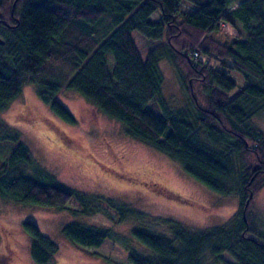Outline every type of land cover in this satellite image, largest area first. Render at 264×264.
<instances>
[{"label": "trees", "instance_id": "16d2710c", "mask_svg": "<svg viewBox=\"0 0 264 264\" xmlns=\"http://www.w3.org/2000/svg\"><path fill=\"white\" fill-rule=\"evenodd\" d=\"M180 1L0 0V110L31 83L56 116L74 123L56 98L62 88L74 90L196 180L235 194L232 216L219 225L189 226L67 186L17 135L0 158V197L59 210L74 198L81 214L103 205L119 221L134 219L131 236L142 247L125 244L132 245L130 264H264V241L251 235L247 218L264 186V131L253 121L264 109V0H203L192 11ZM133 31L155 42L145 55ZM163 59L185 94L180 105L170 106L163 95ZM20 228L32 261L48 264L57 243L32 221ZM61 232L79 247L115 237L109 227L77 221Z\"/></svg>", "mask_w": 264, "mask_h": 264}, {"label": "rangeland", "instance_id": "374dc122", "mask_svg": "<svg viewBox=\"0 0 264 264\" xmlns=\"http://www.w3.org/2000/svg\"><path fill=\"white\" fill-rule=\"evenodd\" d=\"M197 1L203 0H181L180 8L192 11L197 8ZM229 1L233 4L239 0ZM151 17L158 18L159 12L155 11ZM132 36L142 55L155 44L137 31ZM159 66L168 104H182L185 94L175 70L165 59ZM242 84L240 77L239 86ZM56 98L74 115V123L56 116L31 83H25L18 96L6 103L0 110L1 159L13 149L16 143L13 136L17 135L58 181L124 200L144 213L200 227L222 224L237 210L235 194L223 195L210 189L189 175L177 161L128 136L118 121L76 91L62 88ZM253 121L264 131V109ZM77 208L74 198L59 210L0 197V264H35L29 255V238L20 228L24 220L34 222L41 233L57 243V251L48 264H130L129 248L142 247L130 232L138 226L136 221H119L114 211L103 205L99 212L89 215L81 214ZM247 218L251 235L264 241V186L252 197ZM69 221L109 227L115 237L106 238L99 246H76L61 232V227ZM123 237L128 239L122 240Z\"/></svg>", "mask_w": 264, "mask_h": 264}, {"label": "water", "instance_id": "95a60500", "mask_svg": "<svg viewBox=\"0 0 264 264\" xmlns=\"http://www.w3.org/2000/svg\"><path fill=\"white\" fill-rule=\"evenodd\" d=\"M243 214H244V216H245V210L243 211Z\"/></svg>", "mask_w": 264, "mask_h": 264}]
</instances>
